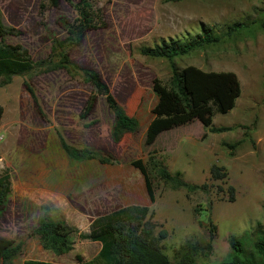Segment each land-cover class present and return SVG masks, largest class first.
<instances>
[{
  "label": "rangeland",
  "instance_id": "rangeland-1",
  "mask_svg": "<svg viewBox=\"0 0 264 264\" xmlns=\"http://www.w3.org/2000/svg\"><path fill=\"white\" fill-rule=\"evenodd\" d=\"M78 1L53 7L49 0H0L3 24L18 32L7 36L6 42L21 44L35 61L48 58L52 39L66 36L60 19L75 20ZM96 2L106 25L88 32L71 51V58L100 73L118 103L140 122V130L115 143L114 117L100 95L91 114L82 118L94 89L64 70L15 77L0 88L4 110L0 176L8 175L12 182V193L0 212V264L3 250L19 241L26 243L25 250L10 264L29 260L74 264L78 255L86 262L97 258L101 244L89 240L78 238L72 252L57 256L30 238L44 204L54 205L81 233L90 232L92 222L101 216L129 206H149L155 213V234L168 232L162 245L173 261L185 239L209 242L211 222L217 227L213 243L226 239L231 245V237L246 235L245 248L251 250L257 230L264 231V1ZM240 22L250 26L174 60L180 70L194 66L204 72L235 73L242 93L234 110L219 115L202 108L188 122L160 132L149 142L152 124L169 114L166 86L172 68L166 59L142 55L141 48L171 40L186 43L204 29L225 35L231 24ZM26 82L34 88L43 116L26 91ZM213 127L234 130L214 134ZM58 134L73 146L112 156L113 163L72 162L60 147ZM240 141L231 157L223 143ZM152 153L165 161L172 174L179 173L199 188L174 190L170 184L154 181L155 202H150L144 177L134 163H147ZM214 166L226 168L225 181L212 178ZM229 187L235 190L234 201L229 199ZM234 254L231 245L218 263ZM197 264L213 261L199 258Z\"/></svg>",
  "mask_w": 264,
  "mask_h": 264
},
{
  "label": "trees",
  "instance_id": "trees-1",
  "mask_svg": "<svg viewBox=\"0 0 264 264\" xmlns=\"http://www.w3.org/2000/svg\"><path fill=\"white\" fill-rule=\"evenodd\" d=\"M63 2L71 4L72 0H49L53 7H59ZM74 8L77 13L75 20L70 22L61 18L59 21L66 36L64 38L54 37L50 55L40 61H35L29 50L21 44L6 42L7 36L18 32L3 24L0 10V88L10 85L15 77L32 73L41 74L64 70L72 78L79 77L95 92V95L87 101L81 115L82 118H87L94 110L96 95L104 97L114 117L111 137L115 143L119 144L127 135L135 134L140 130V122L130 116L118 103L98 71L82 67L72 60L71 51L84 42L88 32L104 28L106 25L104 15L96 0H79ZM249 26L241 22L231 24L225 35L213 29H204L201 34L186 43L171 40L154 47L141 48L142 55L155 59H166L171 62L172 68V76L166 86L169 114L165 118L160 117L152 124L148 135L149 142L160 132L188 122L202 108H210L212 112L219 115H225L234 110L242 93L241 83L235 73L204 72L194 66L180 70L174 60L178 57L192 55L208 45L219 44L226 38L240 34V28ZM24 86L43 116L34 88L29 82H26ZM3 113V107L0 106V120ZM233 130L232 127H213L210 132L222 134ZM58 137L60 147L72 162L82 163L95 160L102 165H111L114 161L110 155L92 148L73 146L61 134H58ZM241 142L234 144L225 142L223 146L229 149V155L233 157ZM134 166L144 177L147 195L152 203L155 202L154 181L170 184L174 190L199 188L189 185L179 173L172 174L165 161L157 158L153 153L149 156L147 163L144 164L139 160L134 163ZM211 175L214 180L225 181L228 178L225 167L214 166ZM202 188H206V185ZM228 190L230 201H234V188L229 187ZM11 193V178L8 175L0 176V212L5 209ZM38 214L37 225L30 238L37 239L43 249L57 256L72 252L78 238L101 244L97 258L86 262L78 255L74 264H197L199 258L209 259L212 253V243L217 235V227L211 222L209 242L202 244L191 241L184 244L176 251L173 261L165 254L162 245V242L168 238V232L162 230L158 235L155 234L153 223L155 213L149 206H129L101 216L92 222L88 233H81L77 227L69 224L52 204L40 206ZM245 239L246 235L240 238L231 237L230 241L235 254L218 264H264V231L257 230V237L251 250H246ZM25 246L26 243L23 241L7 246L2 252V264L12 263L23 254ZM25 264L57 263L29 260Z\"/></svg>",
  "mask_w": 264,
  "mask_h": 264
},
{
  "label": "clouds",
  "instance_id": "clouds-1",
  "mask_svg": "<svg viewBox=\"0 0 264 264\" xmlns=\"http://www.w3.org/2000/svg\"><path fill=\"white\" fill-rule=\"evenodd\" d=\"M182 243H187V239L182 241ZM230 248L231 245L227 242L226 239H221L217 242H214L212 245V253L209 259L213 261V264H218V262L227 255Z\"/></svg>",
  "mask_w": 264,
  "mask_h": 264
},
{
  "label": "crops",
  "instance_id": "crops-1",
  "mask_svg": "<svg viewBox=\"0 0 264 264\" xmlns=\"http://www.w3.org/2000/svg\"><path fill=\"white\" fill-rule=\"evenodd\" d=\"M95 243H98V242H95ZM100 244V243H99ZM58 264V263H57Z\"/></svg>",
  "mask_w": 264,
  "mask_h": 264
}]
</instances>
